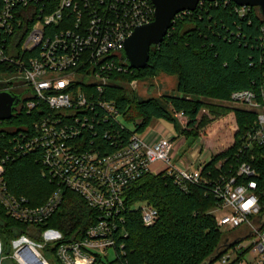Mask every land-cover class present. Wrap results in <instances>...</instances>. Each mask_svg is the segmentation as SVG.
<instances>
[{
    "label": "built area",
    "instance_id": "2783aa9c",
    "mask_svg": "<svg viewBox=\"0 0 264 264\" xmlns=\"http://www.w3.org/2000/svg\"><path fill=\"white\" fill-rule=\"evenodd\" d=\"M1 1L0 30L11 37V43L7 50L0 48V62L12 66L14 80H0V91L20 97L12 116L35 112L37 118L17 131L8 145L0 144V206L7 216L33 229L52 218L65 190L78 194L97 212V221L82 238L66 240L48 229L40 233L43 245L26 236L14 241L12 256L18 264H50L42 253L43 246L50 244L56 247L60 264H97L116 246L115 233L123 234L124 194L131 183L146 173L167 176L182 190L187 184L208 183L202 168L190 170L171 163L169 138L149 143L132 134L127 142L108 150L93 146L100 139L95 124L108 118L122 122L104 92L113 73L128 70L123 60L125 41L135 28L154 20L155 5L151 0ZM250 8L240 5L237 11L241 16ZM257 13L264 16L259 8ZM261 32L264 40V27ZM230 101L257 112V127L244 144H264V81L258 94L234 91ZM175 115L186 125L182 112ZM102 137L110 140L111 134L105 131ZM86 141L90 145L83 147ZM34 152L42 174L57 186L38 207L8 194L2 178L6 163ZM254 170L242 163L236 176L221 175L212 182V193L220 201L210 211L217 227L247 231L220 257L221 264H264V214ZM237 177L249 180L239 182ZM137 205L131 209L140 212L145 226L153 225L158 211L147 203ZM1 254L0 242V261Z\"/></svg>",
    "mask_w": 264,
    "mask_h": 264
},
{
    "label": "trees",
    "instance_id": "16d2710c",
    "mask_svg": "<svg viewBox=\"0 0 264 264\" xmlns=\"http://www.w3.org/2000/svg\"><path fill=\"white\" fill-rule=\"evenodd\" d=\"M1 4L0 0V8ZM238 9L233 2H199L193 11L181 12L173 18L172 27L163 41L151 47L144 69H130L127 65L125 73L112 74L104 97L114 104L122 122L119 124L108 118L94 125L100 136L93 144L97 150H108L127 142L132 134L142 133L152 120H165L180 134L193 135L192 130L233 113L237 130L232 145L202 167L201 174L208 179L206 185L187 184L182 190L171 178L152 173L131 183L124 194L123 234L121 231L115 233V257L99 259L97 264H212L219 261L240 236H229L217 227L210 215L220 203L211 186L221 175L236 176L235 171L242 163L256 171L253 179L264 214V144H252L251 147L244 144L246 136L257 127V112L230 103L234 91L252 90L258 94L263 84L261 29L264 16L261 17L255 7L247 9L241 16ZM10 41L11 37L0 30V48L7 50ZM13 70L9 64L0 62L1 74ZM157 73L177 77V94L163 96L160 101L154 98L139 100L130 89L131 83ZM202 110L208 114L202 115ZM179 112L186 118V128L180 129L176 121L175 113ZM34 113H14L9 120L0 122V144L8 145L17 131L30 127L37 118ZM105 131L111 134L110 140L102 137ZM116 137L121 141H116ZM89 145L88 141L82 144L83 147ZM42 173L34 152L6 163L2 178L8 194L22 197L29 206L38 207L45 204L57 188ZM237 179L239 182L249 180L246 177ZM138 203H147L158 211L159 217L153 225L145 226L140 212L131 209ZM96 219L97 212L78 194L68 190L63 193L52 218L36 225L35 229L7 216L0 206L2 254L13 255L14 241L24 236L36 243L42 242L40 233L48 229L60 232L66 240L82 238ZM45 247L55 254L54 245ZM44 252L42 248L43 255ZM12 261L18 264L14 259Z\"/></svg>",
    "mask_w": 264,
    "mask_h": 264
},
{
    "label": "water",
    "instance_id": "95a60500",
    "mask_svg": "<svg viewBox=\"0 0 264 264\" xmlns=\"http://www.w3.org/2000/svg\"><path fill=\"white\" fill-rule=\"evenodd\" d=\"M200 1L233 2L241 7H256L264 12V0H151L155 12L154 20L135 28L126 39L123 60L130 69H144L148 63L151 47L158 46L172 27L173 18L181 12L193 11ZM20 97L10 92L0 91V122L9 120L20 103Z\"/></svg>",
    "mask_w": 264,
    "mask_h": 264
},
{
    "label": "crops",
    "instance_id": "0c3cea01",
    "mask_svg": "<svg viewBox=\"0 0 264 264\" xmlns=\"http://www.w3.org/2000/svg\"><path fill=\"white\" fill-rule=\"evenodd\" d=\"M177 84L178 80L176 76L157 73L153 77L135 81L134 92L135 96L139 100L154 98L160 101L163 96L176 95ZM162 121L164 120H152L147 128L139 135L149 143H153L160 138L171 139L173 142L171 163L177 165L178 167H184L190 170L202 168L215 155L227 150L234 142L235 133L233 134L231 131L224 134L223 139L217 142V144L214 141L205 139L204 137L195 138L193 135L189 134L190 136L194 137L195 142L191 144V149H188V152L185 151L183 152V154L177 157V143H179L178 147L179 145L185 144L189 135L185 136L184 134H180L172 126L173 131L175 130L177 134V136L175 137L174 132L166 127L165 124L162 123ZM181 127L185 128V125H182Z\"/></svg>",
    "mask_w": 264,
    "mask_h": 264
},
{
    "label": "rangeland",
    "instance_id": "374dc122",
    "mask_svg": "<svg viewBox=\"0 0 264 264\" xmlns=\"http://www.w3.org/2000/svg\"><path fill=\"white\" fill-rule=\"evenodd\" d=\"M3 79H10L13 82L14 75L11 74V73H2V74L0 73V80H3ZM134 88L135 87L131 84L130 85V89L132 91H134ZM230 103H231V101H230ZM231 105H234V104L231 103ZM234 106L240 107V108H246V106H244L242 104H236ZM207 112L208 111H206V110H202L201 111L202 115L203 114H208ZM175 118H176V121L179 124L180 128L182 129L183 127H181V126L184 125V122H182V120H180L179 117H177L176 115H175ZM162 123L165 124L166 127H168L170 130L173 131V129H172L173 125L171 123H169V122H167L165 120L162 121ZM127 126L132 129L131 125L127 124ZM5 128H3V129H5ZM185 128H186V125H185ZM196 128H198V127H195L194 129H196ZM236 130H237V125H236L235 117H234L233 113H231V114L229 113L227 115H223V116H221L219 118H216L210 124H207L206 126H204L202 128H198L196 130H192L193 131L192 134H193V136L195 138L204 137L205 139L210 140V141H214L217 144V142H219L221 139H223V135L224 134L228 133L229 131H231L234 134L236 132ZM173 132H174L175 137H176L177 134H176L175 130ZM194 137L189 135L188 138H187V142L185 144H183V145H179V147H178L179 143H177V145H176V148H178L177 157L179 155L183 154V152H185V151L188 152V149H191L190 148L191 144H193L195 142ZM158 165H159L158 163L152 165L151 166V170L152 171L155 170V168ZM136 207H139V205H136ZM222 230L227 232L229 236L232 235L233 237L243 236V235H245L247 233V231L245 229H242V228L241 229H236V230H231L229 227H223ZM32 241L36 243V241H34L33 239H32ZM0 242H1V239H0ZM1 244H2V242H1ZM36 244H42L43 245L42 242L36 243ZM1 247H2V245H1ZM43 248H44V251H45L44 255H45L46 259H48L50 264H60L58 262L57 258H56V255L53 252L45 250V248H46L45 246H43ZM13 249H14V247H13ZM13 249H12V252L14 251ZM114 257H115V255H114L113 250H110L108 252L107 258L109 260H112ZM1 259L2 260L0 261V264H13L12 260L14 258H13V256L11 254L8 253L7 255L1 254ZM212 264H221V263L219 261H215Z\"/></svg>",
    "mask_w": 264,
    "mask_h": 264
}]
</instances>
